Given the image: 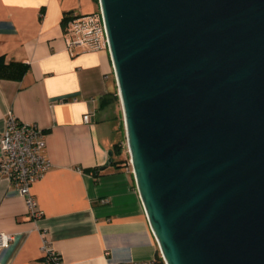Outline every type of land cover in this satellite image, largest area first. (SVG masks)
Here are the masks:
<instances>
[{
	"label": "water",
	"instance_id": "obj_1",
	"mask_svg": "<svg viewBox=\"0 0 264 264\" xmlns=\"http://www.w3.org/2000/svg\"><path fill=\"white\" fill-rule=\"evenodd\" d=\"M98 7L160 257L264 264V0Z\"/></svg>",
	"mask_w": 264,
	"mask_h": 264
},
{
	"label": "crops",
	"instance_id": "obj_2",
	"mask_svg": "<svg viewBox=\"0 0 264 264\" xmlns=\"http://www.w3.org/2000/svg\"><path fill=\"white\" fill-rule=\"evenodd\" d=\"M97 10V0H0V62L29 67L20 80L0 78V134L8 117L35 125L50 163L30 189L38 220L0 176V233L11 236L0 264H41L42 238L62 264L148 262L158 252L124 143L120 157L111 155L122 163H107L123 138L109 110L98 109L116 91L113 68L102 35L78 44V28L97 21ZM68 12L83 18L63 30Z\"/></svg>",
	"mask_w": 264,
	"mask_h": 264
},
{
	"label": "built area",
	"instance_id": "obj_3",
	"mask_svg": "<svg viewBox=\"0 0 264 264\" xmlns=\"http://www.w3.org/2000/svg\"><path fill=\"white\" fill-rule=\"evenodd\" d=\"M82 38L78 44L86 40H97L102 35L105 40L102 19L99 11L98 19L89 20L78 28ZM106 43V40H105ZM69 46V53L75 54ZM89 115L83 116V122L88 123ZM45 132L35 125L19 123L12 117H8L5 128L0 134V176L6 178L17 194L24 199L27 214L32 220H38L41 212L36 209L30 189L39 181L47 170L50 163L45 155ZM127 153V147L125 144ZM128 156V153H127ZM128 166L131 169L128 157ZM132 172V171H131ZM11 241V236L0 233V250L5 249ZM41 264H62L48 240H41ZM162 259V258H161ZM163 261V260H162ZM124 264H153L152 261ZM163 264L164 261H163Z\"/></svg>",
	"mask_w": 264,
	"mask_h": 264
},
{
	"label": "trees",
	"instance_id": "obj_4",
	"mask_svg": "<svg viewBox=\"0 0 264 264\" xmlns=\"http://www.w3.org/2000/svg\"><path fill=\"white\" fill-rule=\"evenodd\" d=\"M98 3V1H97ZM99 15V13H98ZM83 17L80 16H73L72 13L68 12V13H64L62 20H61V27L63 30H66V28L69 26L70 23H73L77 20H80ZM95 40L90 41L91 45L95 44ZM28 65L25 64H19V63H9L7 65L3 64L2 62H0V78H5L8 80H20L22 78V76L28 71ZM119 104L118 101V97L116 94V91L113 93H107L105 94L99 101V105H98V109L101 111H108V110H112L115 108L116 105ZM112 120L117 122V131H120L122 134V141L118 142L116 144H114L111 148V153L113 157H117L121 155L122 152V143H124V129H123V122L122 120H120L119 122L117 121V117L112 116ZM112 160V159H111ZM127 160L124 161V163H126ZM122 162H115V161H111L110 165L111 166H118L120 165ZM86 174L89 175H94L96 176L97 173L95 170H85L84 171ZM153 264H163V261L159 255V253L157 252V254L155 255V258L152 260Z\"/></svg>",
	"mask_w": 264,
	"mask_h": 264
},
{
	"label": "rangeland",
	"instance_id": "obj_5",
	"mask_svg": "<svg viewBox=\"0 0 264 264\" xmlns=\"http://www.w3.org/2000/svg\"><path fill=\"white\" fill-rule=\"evenodd\" d=\"M98 1V0H97ZM98 9H99V7H98ZM99 12H98V10H97V14H98ZM79 36H80V33H79ZM80 38H82V36H80ZM108 114L110 115V117L111 116H114V117H117V121L119 122L120 120H122V114H121V110H120V105L118 104V105H116L115 106V108L114 109H112V110H109V112H108ZM123 122V121H122ZM124 140H125V137H124ZM124 144H126V142L124 141ZM125 148V147H124ZM125 152H126V150H125ZM126 155H127V153H126ZM118 157H120V156H117V157H115L116 159L118 158ZM127 160H128V156H127ZM127 164H128V162H127Z\"/></svg>",
	"mask_w": 264,
	"mask_h": 264
}]
</instances>
